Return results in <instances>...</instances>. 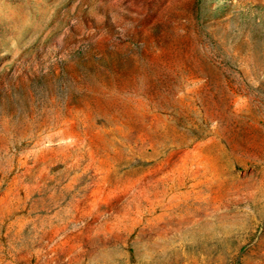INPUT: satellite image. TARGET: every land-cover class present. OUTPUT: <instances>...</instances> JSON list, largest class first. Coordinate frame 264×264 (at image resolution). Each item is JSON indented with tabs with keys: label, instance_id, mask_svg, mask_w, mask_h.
I'll return each mask as SVG.
<instances>
[{
	"label": "rangeland",
	"instance_id": "rangeland-1",
	"mask_svg": "<svg viewBox=\"0 0 264 264\" xmlns=\"http://www.w3.org/2000/svg\"><path fill=\"white\" fill-rule=\"evenodd\" d=\"M0 264H264V0H0Z\"/></svg>",
	"mask_w": 264,
	"mask_h": 264
}]
</instances>
